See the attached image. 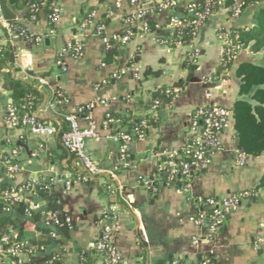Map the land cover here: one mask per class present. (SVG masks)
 Here are the masks:
<instances>
[{
    "label": "crops",
    "instance_id": "0c3cea01",
    "mask_svg": "<svg viewBox=\"0 0 264 264\" xmlns=\"http://www.w3.org/2000/svg\"><path fill=\"white\" fill-rule=\"evenodd\" d=\"M159 1L140 0L146 10V16L140 19L128 1L116 7L115 0H62L54 35L50 34L46 7L32 22L24 19L25 10L17 14V21L28 28L31 40L18 41L13 65L0 67V149L5 137L12 135L6 122V109L13 102L6 89L8 80L21 81L43 94L37 105L46 101L45 106L39 111L36 106L33 112L38 113L39 120L65 131L66 117L76 116L80 129L93 126L96 133L87 141L86 150L100 172L87 182H73L70 190L56 184V177L74 178L84 171L79 159L63 147L60 137L25 135L22 141L23 151L17 160L24 170L15 183L43 181L50 188L49 195L62 201L69 215L66 234L59 236L57 244L46 245L41 253L43 260L54 255L57 264H82L86 258L89 264H105L94 245L103 230L105 213L116 208L112 243L123 264H197L209 260L214 264H264V189H258L264 176V152L257 157L246 154L244 164H237L236 156L243 151L235 136L234 119L220 134L223 152L214 154L203 172L191 178L177 177L168 185L166 169L195 138L189 129L194 110L219 105L232 111L240 99V65L264 62V52L251 55L245 50L231 68L221 70L219 34L251 25L253 9L238 19L219 11L186 44L182 42L185 36H178L177 31L167 33L171 30L170 12L158 9L155 4ZM174 1L176 12L188 3ZM91 13L92 21L80 27ZM146 22L160 26L170 42L143 32ZM99 27L103 28L101 34ZM3 28L0 23L1 45L5 44ZM128 30L136 35L123 43L121 39ZM105 38L111 41L109 49ZM69 43L83 44L80 59H74L67 50ZM193 50L199 52V58L192 80L184 88L175 89L177 96L161 112L158 124L150 126L144 139L136 141L128 157L123 158L121 143L112 134L118 127L104 126L107 115L143 117V105L149 102L151 92L174 87L187 78L186 61ZM59 56L65 71L57 64ZM59 94L67 102L57 97ZM92 104L95 106L89 121L84 112ZM32 153L38 157L32 158ZM241 193L249 196L220 227H200L190 221L201 209L202 199L221 201ZM34 203L39 209L47 204L41 197ZM24 239L31 244L49 240L34 230H27ZM1 252L0 246V256Z\"/></svg>",
    "mask_w": 264,
    "mask_h": 264
},
{
    "label": "built area",
    "instance_id": "2783aa9c",
    "mask_svg": "<svg viewBox=\"0 0 264 264\" xmlns=\"http://www.w3.org/2000/svg\"><path fill=\"white\" fill-rule=\"evenodd\" d=\"M62 0H50L49 6V24L50 34H55V26L61 19L60 3ZM122 1H128L136 8L137 17L143 19L146 16V10L140 4V0H115L116 7H119ZM156 7L162 11L170 12L168 28L178 30L190 29L195 38L199 30L214 16L213 14V0H206L205 5L199 10L198 4L194 0H188L183 14L176 12L177 3L174 0H162L155 4ZM37 10L36 5L33 6ZM228 14L234 19H238L242 15L240 4H236L228 9ZM94 13H91L87 20L80 24L84 28L92 21ZM37 20V16L33 15L31 21ZM0 23L4 25L10 45H16L19 38L26 35V30H16L7 24L3 17L0 7ZM157 28L161 29L160 26ZM103 28L99 27L98 32L101 34ZM142 31L148 33L147 22L143 24ZM135 32L128 30L122 37L123 43H128L134 36ZM221 41V64L228 65L233 63L239 53L245 51L240 46L234 44L228 33L223 32L219 34ZM39 39L35 42L39 43ZM104 44L107 49L111 47V41L104 39ZM4 45L0 44V52ZM67 50L76 60L83 56L84 46L81 43H69ZM189 58L193 62H197L199 52L193 50L189 53ZM57 64L66 70L61 56L57 59ZM167 95H172L173 98L177 96V91L168 89ZM62 98L60 94L57 96ZM63 102L67 99L62 98ZM35 105V98L28 97L27 102L21 109L10 104L7 109V126L12 135L5 137L0 149V215L8 214L12 206H16L25 201H29V209H39L34 203V191L38 188L40 191L49 192L48 184L40 180L27 179L21 184H16V178L23 173V165L18 162V156L23 151L22 141L25 135H32L36 138L59 136L63 147L79 159L81 162L84 174L72 177H56V184L64 185L66 190L72 188L73 182H87L91 177L97 175L98 170L93 157L87 152V141L96 137L93 126L89 129L82 130L78 125V118L76 116L66 117L68 129L59 132L51 122L41 121L34 115L33 107ZM159 102L155 101L152 106V112L155 113L159 108ZM94 104L90 105L84 112L85 118L91 120L90 112L94 108ZM50 107L53 109L55 103ZM233 113L230 109L214 105L201 107L194 110L192 121L189 129L195 138L190 146L185 147L178 155L179 161L168 163L166 169L168 170L167 184L171 185L176 181L177 177L191 178L194 175L203 172L209 166L211 157L216 153L223 152V145L220 139V134L231 126ZM114 123L107 115V120L104 123L105 128ZM92 125V124H90ZM147 121H143L139 128L134 129L132 133H119L115 135V139L121 143V156L127 158L131 146L138 140L145 137L146 131L149 128ZM18 136H14V135ZM32 158L38 157L37 153L31 154ZM236 162L243 165L246 160V154L240 152L236 156ZM1 184H9L6 189L1 188ZM249 196V193H241L232 195L224 200H217L214 197H206L200 201L201 209L199 212L190 218V221L200 227H210L212 229L220 227L226 216L235 211L243 198ZM205 208L207 210H205ZM115 211L112 208L107 211L103 217V230L97 239L94 249L98 252L100 257L105 261V264H123V261L112 243V235L115 231ZM55 217V216H54ZM67 222V220H66ZM50 237L57 240L59 236L51 233ZM0 246L2 252L0 258L1 264H23L36 253H43L46 251L45 245H33L27 241H22L18 238L17 232L13 228H9L5 234L0 238ZM173 264H182L180 261H175ZM197 264H207V261H202Z\"/></svg>",
    "mask_w": 264,
    "mask_h": 264
},
{
    "label": "trees",
    "instance_id": "16d2710c",
    "mask_svg": "<svg viewBox=\"0 0 264 264\" xmlns=\"http://www.w3.org/2000/svg\"><path fill=\"white\" fill-rule=\"evenodd\" d=\"M194 2L198 4L199 10H201L206 0H194ZM213 2L214 15L221 10L228 11L229 8L236 4L241 5L242 14L252 8L253 22L251 25L231 28L223 32L229 34L235 45L240 46L243 50H248L251 55L264 52V0H213ZM49 4L50 0H0L4 21L16 30H26V35L20 37L19 41L31 40V35L28 28L17 21L18 12L25 10L24 19L32 22V16L36 15L38 19L40 10L43 7L49 10ZM34 5H36L37 10L33 9ZM184 11L185 6L178 10L180 14H183ZM87 18H84V21ZM147 25L148 33L156 34L165 43L170 42V38L167 37L166 32L162 28H157V25L152 22H147ZM177 32L178 36H185V39L182 41L183 43L190 44L194 39L190 29L178 30ZM3 38L4 40H8L5 28H3ZM32 41L35 42L36 40L34 39ZM14 59L15 45H10L7 42L0 52V67L12 66ZM186 62L188 69L187 78L178 82L174 87H164L151 92L149 102L143 105L145 109V115L143 117L134 118L131 115L109 114L110 119L114 123H111L108 128L118 127L112 134L132 133L134 129L141 126L143 121H147L149 126H156L159 122L161 112L169 107L174 100L172 95L169 96L166 94V91L168 89L175 90L176 88H184L192 80L197 70V62H193L189 56ZM232 64L221 65V70L231 68ZM237 76L241 80V86L239 92L240 99L232 109L235 136L244 154L257 157L264 152V62L262 64L253 63L252 61L242 63L237 71ZM6 89L11 93L13 99L12 104L19 109L27 102L28 97L35 98L33 110H35L37 104L43 99V94L39 90L21 81H6ZM155 101H158L160 105L158 110L153 113L152 106ZM176 161H179V159ZM9 186V184H1L2 189H6ZM258 189H264V176ZM33 193L35 198L41 197L46 200V207L28 212L29 201L12 206L8 214L3 213L0 215V238L9 228H13L18 234V238L26 241L24 239L25 232L27 230H34L42 233L49 240L45 243L33 245H55L58 241L50 237L51 233L64 236L67 232L66 220L69 215L65 210V205L59 199L51 197L48 191H40L37 188ZM1 260L0 258V264ZM57 263L58 259L54 255L48 256L43 260L41 253H36L23 264ZM89 263L87 258L82 262V264ZM207 264H214V261L209 260Z\"/></svg>",
    "mask_w": 264,
    "mask_h": 264
},
{
    "label": "water",
    "instance_id": "95a60500",
    "mask_svg": "<svg viewBox=\"0 0 264 264\" xmlns=\"http://www.w3.org/2000/svg\"><path fill=\"white\" fill-rule=\"evenodd\" d=\"M175 32L176 31V29H171V30H169V31H167V33H169V32ZM45 104H46V101H44V103H42V104H39V105H37V110L39 111V108L41 109V108H43L44 106H45ZM35 116L38 118V113H35ZM62 130H61V128L59 129V132H61Z\"/></svg>",
    "mask_w": 264,
    "mask_h": 264
}]
</instances>
